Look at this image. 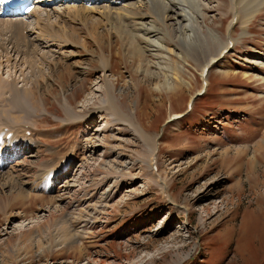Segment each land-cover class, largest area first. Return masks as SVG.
<instances>
[{
    "label": "rangeland",
    "instance_id": "374dc122",
    "mask_svg": "<svg viewBox=\"0 0 264 264\" xmlns=\"http://www.w3.org/2000/svg\"><path fill=\"white\" fill-rule=\"evenodd\" d=\"M205 1L203 35L185 61L172 34L170 63L117 26L74 16L70 47L38 74L23 60L5 64L0 50V76L22 81L23 70L20 89L36 109L8 110L5 121L37 143L15 176L0 178V264H264V9L245 29L232 0ZM230 34L236 43L199 95ZM108 82L145 139L100 111ZM71 156L61 180H38L45 164L62 168Z\"/></svg>",
    "mask_w": 264,
    "mask_h": 264
},
{
    "label": "bare ground",
    "instance_id": "6f19581e",
    "mask_svg": "<svg viewBox=\"0 0 264 264\" xmlns=\"http://www.w3.org/2000/svg\"><path fill=\"white\" fill-rule=\"evenodd\" d=\"M232 2L233 12L236 14L235 19L240 18L241 23L243 19L242 13L244 14L242 25L245 29L254 17L264 9V0H232ZM206 12L205 0H37L35 8L27 17H17L9 13L0 16V50L5 51V64H13L16 68L17 65L19 66L20 61L23 60L31 72L38 74L40 65H44L41 63H51L56 56H63L65 54L64 50L70 47L72 39L70 38V33L67 32V21L74 16L82 20L83 18L87 20L91 18L93 19L92 22L96 25L98 24V26L101 23L109 24L111 27L117 26L118 30L128 32L140 40L144 48L154 53L157 59L160 57L161 59L168 58L170 63L175 59L177 61H185L190 53L195 52L192 48L194 35H203V23L201 20L204 19ZM138 15L140 17H137ZM97 16L100 18H96ZM168 17L172 18L170 27L167 26ZM31 18H34L33 26L30 23ZM171 34L183 46L182 51H177L175 59L170 54L169 44L166 39ZM243 35H246L245 31ZM228 38V44L222 45L220 53L218 56L216 55L215 63L226 52L225 50L230 48L231 44L234 45L236 43L232 38V34ZM158 63L161 66L159 60ZM159 65H157L158 68H160ZM171 69L174 68L171 67ZM180 69L179 67L178 69L175 68V71L181 72ZM166 72L162 74L165 76L164 85L172 89L175 83L172 77L174 75L171 74L172 76H170ZM21 76L23 77L22 81L20 79L7 80L0 76V178L11 177L14 174L11 171L14 168L12 166L16 159L22 156L23 152H29V150L37 146V143L30 136L31 133L28 134L26 131H22L5 121V112L8 110H16L17 112H35L36 110L33 103L29 101L32 91L29 92L27 88H24L25 85L22 87L24 89H20V84L22 82L25 84L28 79L25 77L23 70L21 71ZM104 85L106 99L103 100L104 102L99 108L100 111L110 112L109 114L114 121L126 123L137 134L144 137L146 133L144 135V131L137 125L135 116L128 115L122 110L115 95V84L108 82ZM6 97H9L7 102L4 101ZM33 98V100L37 99L35 93ZM9 105L12 106V109H9ZM64 109L65 112H74L67 105L66 99H64ZM69 120L74 119L71 118ZM10 134L11 137H9ZM152 148V155L156 154L155 145ZM73 160L74 156H71L67 160V164L62 168H58L60 163L56 165L51 162V164H45L43 170L38 174V180L42 182L61 180L59 179L60 176L67 173V170L74 162ZM149 166L150 169L155 170L157 162L154 163V159H152ZM68 172L70 171L68 170ZM20 184L22 185V183ZM161 187L167 195L165 184L163 183ZM165 232L163 231V233Z\"/></svg>",
    "mask_w": 264,
    "mask_h": 264
}]
</instances>
